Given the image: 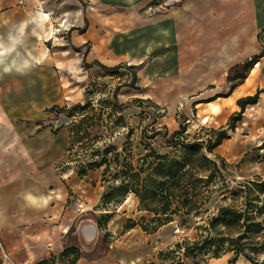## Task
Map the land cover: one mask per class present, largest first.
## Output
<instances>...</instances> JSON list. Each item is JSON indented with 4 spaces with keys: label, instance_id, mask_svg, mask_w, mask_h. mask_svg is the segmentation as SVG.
I'll return each mask as SVG.
<instances>
[{
    "label": "crops",
    "instance_id": "crops-1",
    "mask_svg": "<svg viewBox=\"0 0 264 264\" xmlns=\"http://www.w3.org/2000/svg\"><path fill=\"white\" fill-rule=\"evenodd\" d=\"M155 1L88 0V24L82 32L73 30V45L82 51H68L72 64L134 63L136 82L120 88V103L125 96L178 106L183 96H192L186 109L194 106L196 116L208 110L204 120L218 119L219 126H226L241 110L238 99L264 88L262 56L241 84L228 95V90L220 94L229 84L230 69L264 50V0H175L167 10L151 12L147 7ZM38 14L42 27L48 20L40 23ZM90 68L98 74L100 66ZM229 132L212 156L224 159L225 169L240 179L264 180V91ZM69 142L67 130L59 143L64 154ZM26 165L0 183V264H35L68 245L81 250L76 264H161L160 231L167 224L154 233L138 224L126 228L130 218L137 220L143 213L139 200L130 194L121 203L103 205L108 189L102 180L104 166L80 175L76 164L61 171L49 166L47 158ZM107 213L113 216L100 227L98 221ZM233 258V264H254L234 250L208 257L204 264H231ZM257 264H264V257Z\"/></svg>",
    "mask_w": 264,
    "mask_h": 264
},
{
    "label": "rangeland",
    "instance_id": "rangeland-1",
    "mask_svg": "<svg viewBox=\"0 0 264 264\" xmlns=\"http://www.w3.org/2000/svg\"><path fill=\"white\" fill-rule=\"evenodd\" d=\"M88 5V0H0V183L9 177V173L19 172L26 162L28 167L31 160L36 166V161L47 158L49 166L61 170L62 160L67 154L59 149V143L70 128V121L66 119L70 117L69 108L78 103L84 104L87 93L97 89L105 91L106 84L111 82L103 77L105 71L101 67L97 69L98 74H94L84 60L72 64L73 57L68 54V51L71 54L82 51L73 45V34L77 33L73 30L82 32L85 29L88 24ZM38 12L40 23L48 20L42 27L36 22ZM42 15L44 19H41ZM96 82H100V86H93ZM127 84L129 83L119 87ZM228 86L229 84H225L220 94H226ZM120 88L117 99L122 90ZM191 97L183 96L178 106L160 105L161 110H158L146 100L140 103L121 96L125 101H118V107L126 108L125 115L123 114L126 127L123 130H109L102 125L93 128L92 136L96 140L100 136L99 141L103 142L101 145L95 143L96 146L103 150L112 142L122 151L129 128H133L130 143L136 155L144 153L145 143H152L158 151L167 153L171 149L166 145L165 139L179 129L181 122L187 123L188 131L192 134L203 126L219 127L218 119L204 120L209 115L208 110L201 109L199 116H196L197 109L194 106L189 105V109L184 107ZM55 105L67 109L57 113L58 109L52 110ZM204 106L208 108V105ZM199 108L202 106L199 105ZM254 111L251 109L250 112ZM37 122L40 123L36 124ZM153 127L158 128L159 133L152 139L149 136L152 135ZM90 141L94 144L93 139ZM82 144L85 145V142ZM96 146L89 144L84 149H95ZM223 174L226 180L219 182L217 193L205 205V213L191 216L187 223H182L176 217L161 229V251L164 252L159 259L161 264H204L206 258L216 257L218 241L211 247L208 255L199 254L196 258H192L190 254L186 256L182 249L174 253L171 250H174L177 242L205 235L207 231L204 226L207 225L208 216L216 213L220 206L234 204L238 209H247L245 189L238 185L246 182V179H240L226 169ZM235 192L240 195L236 199L233 196ZM249 193L255 192L251 190ZM140 217L141 215L137 220ZM242 230L239 227H221L211 234L215 236L222 233L221 236L226 238H235ZM248 236L243 241L247 243L246 252L260 261L264 257V250H255L258 248L255 242L263 240L264 231L256 240L252 238L255 237L253 233L249 232ZM167 239L174 243L167 244ZM223 246L226 250L231 245L226 241Z\"/></svg>",
    "mask_w": 264,
    "mask_h": 264
},
{
    "label": "trees",
    "instance_id": "trees-1",
    "mask_svg": "<svg viewBox=\"0 0 264 264\" xmlns=\"http://www.w3.org/2000/svg\"><path fill=\"white\" fill-rule=\"evenodd\" d=\"M78 50L80 48H77ZM264 56V50L250 59L235 64L229 71L228 83L229 89L227 95L231 93L234 87L241 84L246 78L250 70ZM93 64L99 65L105 75L118 74L119 69L127 64H119L114 67H107L99 62L85 65L88 67ZM128 70L132 73V80L127 85H134L137 79L136 66L128 65ZM95 86V83L93 84ZM92 86V89L94 87ZM114 94V100L109 104L111 113L109 114L112 124L106 126L109 130L126 127L123 123V114L121 107H118L117 94ZM264 88L258 89L254 94L247 95L238 99L237 103L241 107L239 112L232 114L226 126L222 125L217 128L203 126L201 130L195 133L188 131V125L185 122L180 123L179 129L174 130L169 137L165 139L166 145L171 149L170 152L161 153L152 143H145L144 153L135 154L133 146L130 143L133 134V128H129L127 142L119 151L113 143L105 146L103 150L100 147L91 148L90 158L85 163L79 162L78 174L85 175L89 169L100 168L104 166L102 180L108 183V189L102 196L103 205L110 203L118 204L123 202L130 194L136 196L139 200L138 209L144 212L139 220L130 218L126 224V228L140 225L147 233H154L162 226L174 221L178 217L182 223H187L191 216H197L207 211L205 205L211 197L217 193L219 182H224L223 171L225 170V161L220 156H212L214 149L221 142L230 137V130H234L237 122L242 118L243 111L248 104L258 102L260 94ZM90 92L87 93V99L84 104L78 103L69 108L68 116L85 114L78 120L70 123V142L66 152V159L75 158L77 154L72 153V147L75 143L85 142V145H95L96 140L92 136L93 128L103 125V119L100 113H92V106L89 100ZM217 96L212 98L215 99ZM107 102V101H106ZM147 102V101H146ZM150 103L153 107L161 110L157 104ZM67 109L62 106H53L52 110ZM92 113L89 115V113ZM40 123V122H39ZM150 138L156 137L159 133L158 128L151 129ZM168 134V132H167ZM167 136V135H166ZM90 139H93L90 143ZM82 144V147H85ZM91 147V146H90ZM87 149V148H86ZM69 152V154H68ZM76 159V158H75ZM239 187L245 189V202L247 209H238L234 204H226L220 206L216 213L207 218V225L204 226L207 233L202 234L200 238L194 240H184L177 242L172 253L182 251L196 258L199 254L208 255L211 247L215 242H219L216 257L225 249L223 244L230 242V248L226 250H234L237 254H244L254 264L259 263L251 254L246 252L247 243L243 242L247 239L248 233L255 235L253 239L258 237L264 231V180H247L238 183ZM255 193L251 194L249 191ZM243 191V190H240ZM248 191V192H247ZM234 199L239 197V193L233 194ZM253 203H256L253 205ZM113 213H107L98 221L99 226L107 225ZM221 227L243 229L239 231L234 238L229 236L226 238L222 233L213 236L211 233L218 231ZM105 233V238L108 236ZM249 244V243H248ZM258 248L255 250H264L263 240L255 242ZM164 254L163 251L158 253V259ZM81 256V250L76 245H68L59 254H51L50 257L36 262L35 264H76ZM235 258L231 260L233 264Z\"/></svg>",
    "mask_w": 264,
    "mask_h": 264
},
{
    "label": "built area",
    "instance_id": "built-area-1",
    "mask_svg": "<svg viewBox=\"0 0 264 264\" xmlns=\"http://www.w3.org/2000/svg\"><path fill=\"white\" fill-rule=\"evenodd\" d=\"M174 2H175V0H157V1L149 4L147 9L151 12L164 11V10H167L169 8V6L174 4ZM128 65H130V64L122 66L119 69L118 74H113V75L107 76L108 79L111 80V82L106 84V90L105 91H101V90L97 89L94 92H90L89 100L91 102V106L93 109L92 113H100L101 114L102 119L104 120L102 126L106 127V126H109L113 123L112 120H110V118H109V114L111 113V110H112L109 103L112 100H114V94L117 91V88L119 86L124 85L125 83L131 82V80H132V73L128 70ZM100 84H101L100 82H96L95 86H100ZM251 108H252V106H251ZM92 113L90 112L89 115H91ZM84 115L85 114H81V115L79 114V115H76L73 117H69L70 123H72L73 120H78L80 117H83ZM103 141L105 142V140H103ZM96 143H98L100 145H101V143L103 144V142H100L99 140H97ZM110 143H112V142H110ZM95 146H96V144H95ZM96 147H98V146H96ZM89 150L91 151V149H84L82 147V142L75 143L72 147V153L77 154L75 157L76 159L72 157L71 159L68 158L65 161H63L61 171L63 170V168H66L72 164H78L79 162L85 163L86 160L90 158V151ZM68 154H69V152H68ZM4 256L6 257L7 254L4 253Z\"/></svg>",
    "mask_w": 264,
    "mask_h": 264
},
{
    "label": "water",
    "instance_id": "water-1",
    "mask_svg": "<svg viewBox=\"0 0 264 264\" xmlns=\"http://www.w3.org/2000/svg\"><path fill=\"white\" fill-rule=\"evenodd\" d=\"M66 119L70 121V118L69 117H67ZM59 123H62V121H60Z\"/></svg>",
    "mask_w": 264,
    "mask_h": 264
},
{
    "label": "bare ground",
    "instance_id": "bare-ground-1",
    "mask_svg": "<svg viewBox=\"0 0 264 264\" xmlns=\"http://www.w3.org/2000/svg\"><path fill=\"white\" fill-rule=\"evenodd\" d=\"M42 17H44V15H42ZM7 49V48H6ZM9 49V48H8ZM2 52L0 51V54H1ZM94 229V228H93Z\"/></svg>",
    "mask_w": 264,
    "mask_h": 264
}]
</instances>
